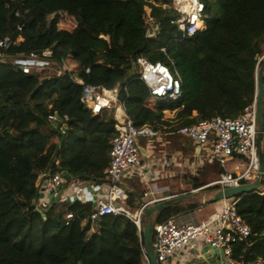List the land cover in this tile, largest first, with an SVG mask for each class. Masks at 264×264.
Segmentation results:
<instances>
[{
	"label": "trees",
	"instance_id": "obj_1",
	"mask_svg": "<svg viewBox=\"0 0 264 264\" xmlns=\"http://www.w3.org/2000/svg\"><path fill=\"white\" fill-rule=\"evenodd\" d=\"M147 1L0 0V38L21 37L0 54V245H9L18 261L7 264H144L148 220L153 221L155 242L157 223L200 205L179 200L155 211L146 206L139 231L122 215L89 220L90 202L57 200L39 209L33 203L39 174L58 169L55 158L70 181L82 177L100 182L105 177L113 112L94 115L86 109L80 101L82 85L74 78L106 88L118 85L134 123L153 124L164 132L216 115L234 118L255 100L256 70L264 68V0H207L206 29L180 40H174L181 33L170 23L171 12L161 6L168 0ZM149 17L159 28L155 38L147 35ZM46 48L52 49L51 66L71 61L69 73L35 68L24 73L14 63V58ZM137 56L166 64L171 58V70L181 77V97L150 99L148 88L132 72ZM166 111L174 117L165 118ZM54 115L67 116L62 144L50 119ZM129 185L131 190L124 184L125 206L134 213L142 205L144 184L135 179ZM203 185L194 180L193 189ZM235 198L236 211L251 232L232 245L230 258L236 264H264V193ZM67 213H73L68 224Z\"/></svg>",
	"mask_w": 264,
	"mask_h": 264
},
{
	"label": "built area",
	"instance_id": "obj_2",
	"mask_svg": "<svg viewBox=\"0 0 264 264\" xmlns=\"http://www.w3.org/2000/svg\"><path fill=\"white\" fill-rule=\"evenodd\" d=\"M147 2L151 3L152 1L148 0ZM206 2L207 0H168V3L161 5L162 8L171 12L170 23L175 25L181 33V38H174V40L191 37L206 29L209 22ZM146 24L148 37L155 38L159 33V28L154 19L147 18ZM18 30L21 28L18 27ZM20 40V36L0 38V54L11 46L17 45ZM161 50L165 52L166 48L162 47ZM51 56L52 49L46 48L41 52H32L25 58H14V63L22 72L29 73L33 68L40 70L50 68ZM168 60L169 64H166L159 61L153 62L144 56H137L132 61V72L148 88L149 97L152 100H175L182 95L181 77L177 71L171 70L173 60L171 58ZM66 63V59L57 63L60 73L70 72V70H64ZM74 81L82 85L80 101L86 109L94 115L103 110H111L114 116V135L110 140L109 162L105 169L104 179L94 186V195L82 188L81 191H75L73 196L74 199H82L77 192H83V198H88H85L87 202L94 198L92 211L88 216L89 220L94 222L107 214L122 215L132 219L140 231L141 213L144 208L165 200L163 197L154 196V192L147 189L143 192L142 205L136 212H130L121 203V200L125 198L124 181L134 176L145 177L139 152L140 138H152L172 133L190 138L201 148L210 143V148L204 149L203 154L207 163L217 162L224 165L233 155L246 157L245 165L236 166L238 170L235 172L236 174L221 172L208 184L210 186L219 188L237 186L255 177L259 165L256 145L255 100L234 118L216 115L211 119H199L191 125L180 126L172 132H163L151 124L137 126L134 123L126 112L124 101L120 98L121 89L118 85L106 88L100 85L84 84L79 78H74ZM50 119L55 123L59 121L56 115L51 116ZM66 119L67 116L62 118L60 130L62 127L67 128L64 124ZM54 164L58 168L55 172L47 170L39 174L36 181L38 193L45 191L51 193L59 186L63 188L66 181L63 178L64 170L59 167L58 158L54 159ZM158 166V162H155V165L150 166V168L156 169ZM257 193L263 194V192ZM38 195L34 202L36 209L45 205L43 201L37 202L39 200ZM236 202L237 198L235 197L224 199L219 210L215 211L209 218L196 223L181 222L176 217L157 223L154 227V244L158 263L167 262L171 264L174 260L173 255L177 256L183 250H193L201 242L204 245L223 250V254L229 258V262L236 264L230 258L232 245L246 239L251 232L250 226L237 213ZM72 218L73 213H67L65 216L66 224ZM142 262L150 264L146 248H142Z\"/></svg>",
	"mask_w": 264,
	"mask_h": 264
},
{
	"label": "crops",
	"instance_id": "obj_3",
	"mask_svg": "<svg viewBox=\"0 0 264 264\" xmlns=\"http://www.w3.org/2000/svg\"><path fill=\"white\" fill-rule=\"evenodd\" d=\"M155 127V126H154ZM157 128V127H156ZM159 129V128H158ZM164 136H172V143L169 149H164L163 155H157L155 152L156 146L152 142V138H140L139 139V152L143 154L144 157L140 156L143 172L145 177L134 176L128 180L124 181L125 187L127 189L130 187V181L133 182L135 179L137 182H141L143 185V190H152L154 196L165 198V200L172 196H184L189 195L182 199L183 204L187 202H199L200 205L195 210L189 211L178 215L176 218L181 222H191L196 223L203 219L209 218L215 211L219 210L223 205V200L213 203L205 204L203 201L208 198L213 192H199L203 191L204 188L209 187L211 183L221 172L228 174H236L238 172L236 166L244 164L246 162V157L242 155H233L224 165H220L217 162L207 163L204 159V149L210 148V143L206 147L197 146L193 140L186 136H181L177 134L168 133ZM262 154L264 157V138L261 142ZM156 155V156H155ZM159 158V159H158ZM158 162L159 166L156 169L150 168V166L155 165ZM257 175V172H256ZM256 175L249 181H245L242 184H248L254 182ZM145 178V179H144ZM194 180H199L204 183L203 186L193 189ZM263 180V181H262ZM99 182H92L91 180L84 179L82 177L75 178L73 180H66L63 184L64 190L58 200L66 202H74L80 200L82 202H87L83 198V192H77L82 199H74L73 196L75 191H81L85 185H88V193H95L94 186ZM124 187V190H125ZM188 189L189 192H179L180 189ZM217 189H220L219 187ZM42 190V189H41ZM215 191V190H214ZM253 192H263L264 193V173L261 178V182L258 188H255ZM50 192H39L37 202L43 201L47 205L48 194ZM42 194V196H40ZM70 200L67 201V198ZM235 197V196H234ZM41 199V200H40ZM144 200V197L142 198ZM164 201V200H163ZM92 204V201H88ZM160 202V201H159ZM53 203L50 201L49 204ZM121 203L125 205V198L121 200ZM126 207V206H125ZM203 243L199 242L195 249L193 250H183L179 255L174 257L171 264H180L186 259L193 257V251H198ZM225 257V264L228 263L229 258ZM220 258L218 260L213 259V264H223Z\"/></svg>",
	"mask_w": 264,
	"mask_h": 264
},
{
	"label": "water",
	"instance_id": "obj_4",
	"mask_svg": "<svg viewBox=\"0 0 264 264\" xmlns=\"http://www.w3.org/2000/svg\"><path fill=\"white\" fill-rule=\"evenodd\" d=\"M50 78H44L41 81V84L45 82V80ZM263 91H264V68L260 67L256 71V97H255V103H256V145H257V153L259 158V165H258V171L256 175V179L254 182L248 183V184H239L237 186H231V187H225L216 189L213 191V193L206 198L203 203H213L218 202L224 199H228L231 197L236 196L237 194H248L250 192H253L255 188H258L261 182V178L264 173V157L262 154V147L261 142L263 140V131H264V119H263ZM58 122L54 123L55 127L60 131L61 133V141L60 144L65 139V132L66 128L61 127V121L62 118H58ZM63 178L67 180L69 178V174L64 171L63 172ZM88 185H85L83 187V190H86ZM64 190L62 186H59L56 190L48 194V198H50L47 201V204H49L50 201L56 202L60 196L63 194ZM42 196V194H40ZM189 195L184 196H172L167 198L164 201L157 202L149 207V211H155L159 210L164 207L165 203H170L174 201H179L184 198H186ZM37 198V197H36ZM88 199L87 197H85ZM36 200V199H35ZM33 201V203L35 202ZM70 200V197L67 198V201ZM92 203L94 204V198H91ZM44 215V213H43ZM152 223L153 221L150 219L144 226L143 235L144 240L146 242V251L150 259V264H159L156 255H155V244L153 242V236L151 235V229H152ZM193 257L190 259H186L185 261L181 262L180 264H213V259L218 260L219 258L224 261L223 264H225V257L223 254V250L217 249L214 247H210L208 245H202L201 248L198 251H193ZM227 264H231L229 261Z\"/></svg>",
	"mask_w": 264,
	"mask_h": 264
},
{
	"label": "rangeland",
	"instance_id": "obj_5",
	"mask_svg": "<svg viewBox=\"0 0 264 264\" xmlns=\"http://www.w3.org/2000/svg\"><path fill=\"white\" fill-rule=\"evenodd\" d=\"M151 1H154V0H151ZM59 25L61 27H68L69 24L60 23ZM262 57H264V55ZM72 67H73V64H71V61L70 62L67 61V63L64 65V68H65L64 70H71ZM54 73H56V74L57 73L58 74L60 73L59 72V67L56 64H55V66L52 65V66H50V68L47 69V74H54ZM153 104H154V101H151L149 103V105H153ZM174 115H175L174 112L166 111L164 117L165 118H173ZM171 138H172V136H164V135H160V136L153 137L152 142L156 146L155 152L157 153V155H163L162 152L164 151V149H169V150L171 149L170 146H169L172 143ZM140 156L144 157L143 154H141V153H140ZM188 189H185V188L184 189H180L179 192H189L190 189L189 190ZM199 192H204V191H199ZM190 203H191V201L190 202H187L185 204H190ZM175 256L176 255H173L172 257L174 258ZM8 260H15L14 259V255L12 254V251L10 250L9 245H7V244L0 245V264H7ZM15 261L18 262L17 260H15ZM29 263L30 264H37L35 262H29ZM164 264H168V263L166 262Z\"/></svg>",
	"mask_w": 264,
	"mask_h": 264
}]
</instances>
